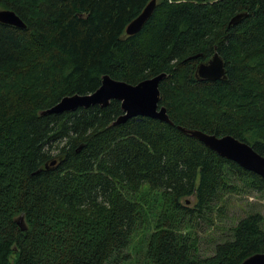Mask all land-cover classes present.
Here are the masks:
<instances>
[{
    "label": "trees",
    "instance_id": "1",
    "mask_svg": "<svg viewBox=\"0 0 264 264\" xmlns=\"http://www.w3.org/2000/svg\"><path fill=\"white\" fill-rule=\"evenodd\" d=\"M151 1L0 0L27 26L0 23V264L126 259L149 218L150 264H242L264 253L261 213L199 257L197 239L173 229L170 212L136 199L144 187L160 191L185 219L214 212L225 194H264L260 176L178 129L232 136L264 156V0H157L141 32L128 36ZM215 53L227 78H197ZM163 73L161 105L174 125L137 117L114 126L119 101L42 115L65 97L96 92L104 76L137 85ZM189 197L193 208L181 203Z\"/></svg>",
    "mask_w": 264,
    "mask_h": 264
},
{
    "label": "water",
    "instance_id": "2",
    "mask_svg": "<svg viewBox=\"0 0 264 264\" xmlns=\"http://www.w3.org/2000/svg\"><path fill=\"white\" fill-rule=\"evenodd\" d=\"M157 5V0H152L143 12L133 20L126 29L128 36L141 32L145 24L152 17ZM248 14H238L230 22V26H237ZM0 23L11 25L19 29H26L24 21L12 10L0 11ZM200 55L191 59H198ZM168 78L163 73L154 78L131 85L117 81L110 76H104L100 88L88 95H73L63 98L58 104L42 112L43 116L76 112L79 109L91 107L107 108L112 101H119L123 114L113 123L114 126L126 124L133 118L144 117L174 125L169 117L166 107L161 105V83ZM197 78L217 82L227 78L225 62L215 53L211 60L200 63L197 69ZM178 129L185 135L197 139L207 148L223 159L239 165L246 171L255 173L264 180V156L258 154L252 146L241 142L232 136L217 137L199 130H188L183 127ZM57 161H53V165ZM22 230H26L23 217L17 220ZM242 264H264V253L255 254L246 259Z\"/></svg>",
    "mask_w": 264,
    "mask_h": 264
},
{
    "label": "rangeland",
    "instance_id": "3",
    "mask_svg": "<svg viewBox=\"0 0 264 264\" xmlns=\"http://www.w3.org/2000/svg\"><path fill=\"white\" fill-rule=\"evenodd\" d=\"M1 10L6 9L0 6ZM136 199L145 204L146 209L149 204L154 206L158 213L167 215L170 212L173 216V218L170 217L171 222L174 221L175 224L172 228L197 239L196 254L199 257L213 255L218 243L231 239V229L242 218L253 213H261L264 216V194L246 188L223 195L217 202L214 212L203 213L201 217L199 214H194L185 219H181V215L175 218L178 215L177 212L160 191L157 194L148 187H144L137 194ZM181 203L193 208L197 200L195 197H189L186 200L182 199ZM154 229L151 218L143 221L134 233L129 248L124 252V255L128 257L109 264H150L146 259L147 247L152 234L155 233Z\"/></svg>",
    "mask_w": 264,
    "mask_h": 264
}]
</instances>
